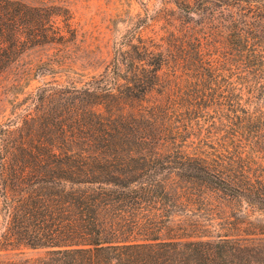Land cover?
I'll list each match as a JSON object with an SVG mask.
<instances>
[{"label":"trees","instance_id":"1","mask_svg":"<svg viewBox=\"0 0 264 264\" xmlns=\"http://www.w3.org/2000/svg\"><path fill=\"white\" fill-rule=\"evenodd\" d=\"M141 4L86 75L69 0H0V264H264V0Z\"/></svg>","mask_w":264,"mask_h":264},{"label":"rangeland","instance_id":"2","mask_svg":"<svg viewBox=\"0 0 264 264\" xmlns=\"http://www.w3.org/2000/svg\"><path fill=\"white\" fill-rule=\"evenodd\" d=\"M30 1V0H29ZM155 0H69L74 23L78 30L77 47L74 49V71L88 75L101 71L110 58L114 39L132 26L138 14L143 15L142 4L152 7ZM32 2V1H31ZM46 48H35L27 52L21 60L24 67L39 57H44ZM72 53V54H73ZM90 61H93L91 64ZM61 76L65 81L76 77L70 72ZM47 77L46 79H48ZM41 78L32 79L27 89L38 85ZM37 252H30L35 255Z\"/></svg>","mask_w":264,"mask_h":264}]
</instances>
